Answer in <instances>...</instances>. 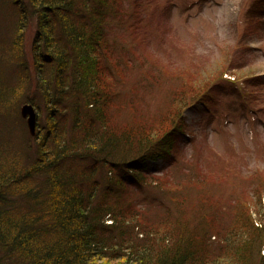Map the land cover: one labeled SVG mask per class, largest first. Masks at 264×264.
I'll list each match as a JSON object with an SVG mask.
<instances>
[{
  "label": "trees",
  "instance_id": "1",
  "mask_svg": "<svg viewBox=\"0 0 264 264\" xmlns=\"http://www.w3.org/2000/svg\"><path fill=\"white\" fill-rule=\"evenodd\" d=\"M0 6L18 32L23 21L37 24L33 65L7 66L20 58L21 33L11 45L0 41V107L28 100L46 115L39 133L27 136V156L13 136L0 138V264H221L191 219L182 225L176 218L186 199L176 209L163 206L161 220L151 223L136 200L124 199L125 176L145 186L146 163L170 152L183 106L201 93L181 100L154 134L141 127L119 133L105 122L117 100L109 81L114 65L102 52L109 43L104 21L113 11L108 0H0ZM185 180L153 191L171 197ZM237 221V230L225 231L222 253L234 264H264V217L259 223L244 209Z\"/></svg>",
  "mask_w": 264,
  "mask_h": 264
},
{
  "label": "rangeland",
  "instance_id": "2",
  "mask_svg": "<svg viewBox=\"0 0 264 264\" xmlns=\"http://www.w3.org/2000/svg\"><path fill=\"white\" fill-rule=\"evenodd\" d=\"M108 2L113 11L104 21L109 43L102 52L114 65L109 81L117 91V100L105 110L108 127L119 133L141 127L154 134L181 100L201 93L196 103L183 106L170 152L146 163L145 186L125 176L130 189L124 199L136 200L144 211L140 216L150 223L161 220L163 206L176 209L175 202L186 199L176 218L182 217V225L190 218L211 255L221 264H234L222 253L225 231L238 229L244 209L259 223L264 217V0ZM8 19L0 11V41L11 45L21 33L24 48L20 60L7 66L33 65L35 20L23 21L24 31L18 32L14 17ZM27 104L33 105L27 100L0 107V138L13 136L23 152L27 136L35 137L46 121L36 108L33 135L21 114ZM183 179L184 187L171 197L153 191L155 185L174 188ZM260 250L264 255V246Z\"/></svg>",
  "mask_w": 264,
  "mask_h": 264
},
{
  "label": "water",
  "instance_id": "3",
  "mask_svg": "<svg viewBox=\"0 0 264 264\" xmlns=\"http://www.w3.org/2000/svg\"><path fill=\"white\" fill-rule=\"evenodd\" d=\"M36 108L33 105H24L21 109V114L24 118H27V122L30 128V132L35 135V127L37 123Z\"/></svg>",
  "mask_w": 264,
  "mask_h": 264
}]
</instances>
